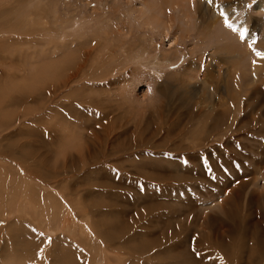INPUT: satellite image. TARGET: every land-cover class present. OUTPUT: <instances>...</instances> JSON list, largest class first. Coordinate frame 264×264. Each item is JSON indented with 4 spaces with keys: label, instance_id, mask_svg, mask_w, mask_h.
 Returning <instances> with one entry per match:
<instances>
[{
    "label": "rangeland",
    "instance_id": "374dc122",
    "mask_svg": "<svg viewBox=\"0 0 264 264\" xmlns=\"http://www.w3.org/2000/svg\"><path fill=\"white\" fill-rule=\"evenodd\" d=\"M145 5L0 0V264H264V0Z\"/></svg>",
    "mask_w": 264,
    "mask_h": 264
},
{
    "label": "snow or ice",
    "instance_id": "6c2138e0",
    "mask_svg": "<svg viewBox=\"0 0 264 264\" xmlns=\"http://www.w3.org/2000/svg\"><path fill=\"white\" fill-rule=\"evenodd\" d=\"M206 2H207L208 4H212V3L214 2V0H206ZM220 15L225 17V25H226L228 28L232 29V31H234V32L237 31V29H236V28L233 26V24L229 21V19L227 18L226 13H225L223 10H221ZM246 35H247V30H246V29H240V30H239V37H240L241 40H243V39L245 38ZM257 55H258V56H264V53L257 52ZM149 91H151V89H149ZM40 235L42 236L43 233H41ZM48 242L51 243V238H49V241H48ZM42 253H43V249L40 250V254H42Z\"/></svg>",
    "mask_w": 264,
    "mask_h": 264
},
{
    "label": "bare ground",
    "instance_id": "6f19581e",
    "mask_svg": "<svg viewBox=\"0 0 264 264\" xmlns=\"http://www.w3.org/2000/svg\"><path fill=\"white\" fill-rule=\"evenodd\" d=\"M138 1V0H137ZM142 2H144V5H145V0H142ZM137 4H139V3H137ZM261 4V3H260ZM146 6V5H145ZM260 6V5H259ZM139 12H140V14L142 15V16H144V17H147V15L148 14H150L149 13V11H148V9L146 8V10H144V8L142 7H140V9L138 10ZM154 13V11L151 13V14H153ZM160 18V17H159ZM144 19V18H143ZM160 19H156V18H150V19H148L147 21L148 22H150V24H155V25H157L158 27H160L162 24H164L161 20L159 21ZM234 23V22H233ZM148 24V23H147ZM169 24V23H168ZM240 25V24H239ZM242 25V24H241ZM246 24H243V26H245ZM164 26V25H163ZM157 27V28H158ZM162 27V26H161ZM239 27V26H238ZM165 28V27H164ZM240 28V27H239ZM161 29H163V27L161 28ZM169 29V28H168ZM264 183V182H263ZM263 186V185H262ZM262 188V187H261ZM239 190V189H238ZM259 191V190H258Z\"/></svg>",
    "mask_w": 264,
    "mask_h": 264
}]
</instances>
